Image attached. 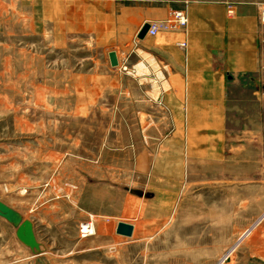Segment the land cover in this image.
Wrapping results in <instances>:
<instances>
[{"label":"rangeland","instance_id":"374dc122","mask_svg":"<svg viewBox=\"0 0 264 264\" xmlns=\"http://www.w3.org/2000/svg\"><path fill=\"white\" fill-rule=\"evenodd\" d=\"M248 2L264 24V0ZM151 8L0 0V201L40 244L35 256L0 218V264H264L261 198L245 191L261 179L260 150L218 163L184 154L169 141L151 57L109 65V52L134 50ZM173 11L186 13L149 21ZM119 222L131 237L115 233Z\"/></svg>","mask_w":264,"mask_h":264},{"label":"crops","instance_id":"0c3cea01","mask_svg":"<svg viewBox=\"0 0 264 264\" xmlns=\"http://www.w3.org/2000/svg\"><path fill=\"white\" fill-rule=\"evenodd\" d=\"M229 1L234 3L231 15L226 8ZM149 3L153 8L144 13L141 26L170 10L185 8L186 29L138 39L140 26L134 50L114 51L118 63L129 52L142 62V55H148L156 63L163 77L158 83L166 85L159 88L158 99L168 118L169 141L198 161L218 163L227 156H241L248 147L260 150L261 179L245 191L247 197L261 198L258 211L262 214L255 221H264V24L259 22L257 5L248 0ZM187 159L184 156L182 162ZM246 256L262 260L261 255Z\"/></svg>","mask_w":264,"mask_h":264},{"label":"water","instance_id":"95a60500","mask_svg":"<svg viewBox=\"0 0 264 264\" xmlns=\"http://www.w3.org/2000/svg\"><path fill=\"white\" fill-rule=\"evenodd\" d=\"M147 29L148 23H144L137 34V38L142 39L145 36ZM108 61L112 68L118 66V60L114 51L108 53ZM0 218L4 219L15 228V237L20 243L27 247L32 253L40 252V244L36 240L33 226L29 220L23 219L19 212L1 201ZM115 233L123 237H131L133 226L124 222H119L116 225Z\"/></svg>","mask_w":264,"mask_h":264},{"label":"built area","instance_id":"2783aa9c","mask_svg":"<svg viewBox=\"0 0 264 264\" xmlns=\"http://www.w3.org/2000/svg\"><path fill=\"white\" fill-rule=\"evenodd\" d=\"M231 4H227V13L231 15L233 13ZM261 23H264V9L261 10ZM188 18L184 11H173L169 13L168 17L162 20L148 23V29L145 36L154 37L160 32H180L184 31L187 27ZM184 46V43H181ZM91 224H84L81 226V233L83 235L90 234ZM84 227V228H83ZM86 227V228H85Z\"/></svg>","mask_w":264,"mask_h":264},{"label":"bare ground","instance_id":"6f19581e","mask_svg":"<svg viewBox=\"0 0 264 264\" xmlns=\"http://www.w3.org/2000/svg\"><path fill=\"white\" fill-rule=\"evenodd\" d=\"M138 68L142 69V68H143V65L139 64V65H138ZM143 69H145V68H143ZM83 228H84V227H83ZM85 228H86V227H85ZM91 229H92V226H90V230H91ZM38 254H40V253H37V254H34V255L36 256V255H38Z\"/></svg>","mask_w":264,"mask_h":264}]
</instances>
